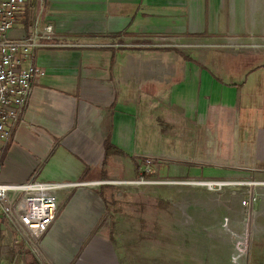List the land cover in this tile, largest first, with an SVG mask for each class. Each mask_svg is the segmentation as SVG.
<instances>
[{
	"label": "crops",
	"instance_id": "1",
	"mask_svg": "<svg viewBox=\"0 0 264 264\" xmlns=\"http://www.w3.org/2000/svg\"><path fill=\"white\" fill-rule=\"evenodd\" d=\"M43 1L47 21L30 20L32 2H28L16 20V26L21 23L23 28L19 31L14 28L12 36L19 38L30 34L35 27L42 29L53 23L61 39L50 43L66 46L35 51L32 62L43 75L34 80L25 112L12 128V142L5 148L1 160V180L5 184H22L37 173L44 182L70 184L58 192L60 206L64 195L74 187L41 240L42 252L53 263L71 264L88 239L85 253L74 264H106L107 256L101 252L106 243L98 236L106 219L102 216L103 199L89 184L99 185L116 179L113 167H127L123 157H128L112 152L106 158L107 143L127 154L134 150L142 152L143 157L148 153L170 157L167 160L174 165L191 164L200 169L211 162L214 167L205 168L206 173L200 171V174L187 168L174 169L171 177L162 179L200 180L238 170L255 180H264V127L257 126L253 132H247L245 125L241 127V138L234 86L215 81L200 68H190L191 73L182 74L175 85L160 89L163 90L161 97L150 96L146 101L152 104L154 100H163V110L158 112L154 104L143 112L140 79L134 78L136 80L132 79L130 84L123 79L122 50L115 48L123 31L139 21L155 19V11L158 19H166V12L185 10L192 20L201 17L200 27L191 30L201 32L207 26L205 17L216 0L188 3L187 0ZM262 25L264 27V18ZM79 42L86 46H79ZM173 115H177V119ZM157 118L164 121L167 128L169 124L174 125L172 131L178 128L182 134L175 135L163 147H155L154 152L146 151L143 139L139 141L137 137L139 128L142 124L152 130L158 128ZM221 162L228 163L227 170L222 169ZM259 193L261 208L254 221L248 254L252 252L250 264H264V189ZM222 243L230 249L221 246L218 250L232 254L226 240ZM2 244H6L4 240Z\"/></svg>",
	"mask_w": 264,
	"mask_h": 264
},
{
	"label": "rangeland",
	"instance_id": "2",
	"mask_svg": "<svg viewBox=\"0 0 264 264\" xmlns=\"http://www.w3.org/2000/svg\"><path fill=\"white\" fill-rule=\"evenodd\" d=\"M28 2H32L30 20L38 18L40 21H47L44 1ZM188 2L191 0L186 3ZM212 3L214 7L205 17L207 26L201 32H191L200 27V16L192 20L183 10L166 12V19H158V12L155 11V19L150 22L139 21L134 27L123 31L115 48L122 50L123 79L129 80V84L134 78L140 79V105L143 112L148 110L146 107L154 104L157 105L158 112L163 110V100H154L152 104H147L146 101L150 96L153 99L161 97L163 90L160 89L175 85L182 78V74L190 72V68H200L215 78V81L234 86L236 101L233 100L234 104L238 105L236 116L241 121L238 126L241 125L242 138L241 127L246 125L247 132H253L257 126L264 127V0H216ZM19 24L15 26L18 31L23 28V24ZM78 45L86 46L81 42ZM172 117L177 119V115ZM155 121L159 123L158 128L152 130L144 124L139 128L137 137L139 141L143 139L146 151L154 152L155 147H163L175 135L182 134L181 131L178 132V128L172 131V124L167 128L160 118ZM167 158L170 157L156 153H148L143 157L142 152L131 150L128 157H123L127 167H113V175L117 180H108L109 184L100 183L94 188L96 194L102 190L101 196L106 199V203L101 202L102 216L106 218L103 223L105 225L98 235L106 243V248H101V252L107 256L105 263L245 264L248 261L250 264L252 252L250 256L248 254L251 242L247 244L245 252H237L232 247V254H228L222 249L218 250L221 246L229 249L230 247L222 243V238H218L217 232L216 239L206 236L215 216H224L228 212H225L224 208L210 210L202 204L208 202V197L205 196L213 195L203 186L205 184H195L204 181L162 179L171 177L174 169L183 171L187 168L193 173H206L205 168L212 170L213 164L206 162L204 165L208 166L199 169V166L191 164L174 165L169 163ZM223 163L221 162L222 169L227 170L228 163ZM144 167L145 170L149 167L146 176H142ZM233 171V174L215 175L207 179L236 181L252 178L250 174ZM141 177L152 183L171 180L175 183L145 184L141 182ZM73 191L74 187L64 195L65 200L58 210L61 207L63 209ZM189 198H194L190 200L194 205H187ZM182 211L185 213L186 223L188 216H192L191 223L179 224V221H182ZM90 236L88 238H91ZM87 244L88 239L76 252L74 261L85 253ZM10 245L6 253L0 252V264H56L44 253L43 257L33 253L20 238H14ZM74 261L71 264H74Z\"/></svg>",
	"mask_w": 264,
	"mask_h": 264
},
{
	"label": "built area",
	"instance_id": "3",
	"mask_svg": "<svg viewBox=\"0 0 264 264\" xmlns=\"http://www.w3.org/2000/svg\"><path fill=\"white\" fill-rule=\"evenodd\" d=\"M27 4L28 0H0V247L6 253L11 241L20 238L33 253L43 257L41 238L51 229L58 215V192L68 188L70 184L44 182L38 178L37 173L22 184H5L1 181V160L4 158L5 148L12 142V128L20 122L25 112L34 80L43 75V71L32 62L35 51L66 46L50 43L51 40L61 39L57 36L53 23L42 29L35 27L30 34H22L19 38L12 36L16 20ZM140 180L145 184L175 183L173 180L152 183L145 181L143 177ZM200 181L213 184L211 188L203 185L213 195L205 196L208 197V202L202 204L210 210L224 208L228 212L224 216H215V224L207 230L206 236L216 239L217 232L218 238L226 240L235 251L245 252L247 244L253 238L254 221L261 208L258 205L261 199L259 190L264 189V180H255L252 176L251 179L236 181ZM190 200L194 198L187 199V205H194ZM182 212L179 224L191 223L192 216H188L186 223L185 213ZM3 240L5 245L2 244Z\"/></svg>",
	"mask_w": 264,
	"mask_h": 264
},
{
	"label": "trees",
	"instance_id": "4",
	"mask_svg": "<svg viewBox=\"0 0 264 264\" xmlns=\"http://www.w3.org/2000/svg\"><path fill=\"white\" fill-rule=\"evenodd\" d=\"M112 152H118V153L123 154L124 156L128 155L127 153H123L122 151H118L113 145H110L109 143L105 144V151H104V153H105V157H106V158L109 157V156L111 155ZM135 167H136V169H137V171H138V167H137L136 165H135ZM142 174H143L144 176L147 175V173H145L144 170H142ZM102 188H104V186H103ZM102 188H101V189H102ZM101 191H102V190H101ZM101 191L99 192L100 197H102V196H101ZM102 199H103V201H105V203H106V199H105L104 197H102ZM109 241H110V239H109Z\"/></svg>",
	"mask_w": 264,
	"mask_h": 264
},
{
	"label": "bare ground",
	"instance_id": "5",
	"mask_svg": "<svg viewBox=\"0 0 264 264\" xmlns=\"http://www.w3.org/2000/svg\"><path fill=\"white\" fill-rule=\"evenodd\" d=\"M127 183H134V184H136V182H127ZM126 183V184H127ZM195 184H198V185H200V184H205V185H207V186H209L210 188H211V186L213 185V184H211V183H206V182H200V183H195ZM89 185H91L92 187H97V185H98V183H90Z\"/></svg>",
	"mask_w": 264,
	"mask_h": 264
},
{
	"label": "water",
	"instance_id": "6",
	"mask_svg": "<svg viewBox=\"0 0 264 264\" xmlns=\"http://www.w3.org/2000/svg\"><path fill=\"white\" fill-rule=\"evenodd\" d=\"M101 183L109 184L108 182H101Z\"/></svg>",
	"mask_w": 264,
	"mask_h": 264
}]
</instances>
